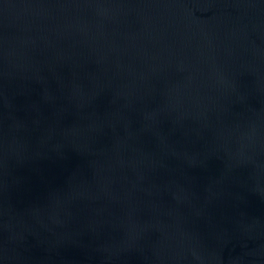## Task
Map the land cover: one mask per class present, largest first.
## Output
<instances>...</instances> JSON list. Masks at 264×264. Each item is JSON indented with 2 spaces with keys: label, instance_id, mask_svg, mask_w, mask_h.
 Instances as JSON below:
<instances>
[{
  "label": "water",
  "instance_id": "water-1",
  "mask_svg": "<svg viewBox=\"0 0 264 264\" xmlns=\"http://www.w3.org/2000/svg\"><path fill=\"white\" fill-rule=\"evenodd\" d=\"M0 264H264V0H0Z\"/></svg>",
  "mask_w": 264,
  "mask_h": 264
}]
</instances>
